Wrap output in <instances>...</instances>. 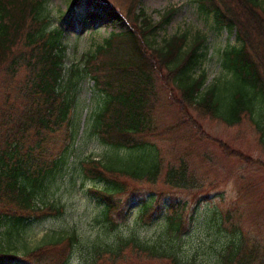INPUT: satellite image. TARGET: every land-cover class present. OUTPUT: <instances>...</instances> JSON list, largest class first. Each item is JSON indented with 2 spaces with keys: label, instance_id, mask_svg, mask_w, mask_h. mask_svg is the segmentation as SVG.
Masks as SVG:
<instances>
[{
  "label": "trees",
  "instance_id": "1",
  "mask_svg": "<svg viewBox=\"0 0 264 264\" xmlns=\"http://www.w3.org/2000/svg\"><path fill=\"white\" fill-rule=\"evenodd\" d=\"M45 2L0 0V264H28L26 258L36 257L44 245L68 243L83 244L90 264H105L107 260L117 264L128 255L189 264L175 250L187 223L183 206L168 208L154 241L145 242L134 235L111 236L123 214L120 199L127 191L118 176L155 183L160 175V161L149 145L156 134L152 117L155 76L171 93L179 91L176 99L185 122L190 123L186 121L190 119L187 107L228 127L246 119L264 148L262 1L197 0L201 14L212 16L217 29L234 30L240 41V46L222 51L220 66L228 76L206 87L204 73L195 77L204 56L200 52L203 39L196 37L187 45L186 35H174L158 46L153 38L156 26L143 12H136L140 0H130L125 16L114 10L101 16L98 0H89V8H83L85 0H72L63 22L77 12L79 22L97 23L105 16L120 22L123 16L130 24L127 31L110 33L94 53L84 58L82 73L92 80L98 95L96 109L84 117L78 110L75 84L65 77L62 30L49 28ZM173 12H166L163 19L166 21ZM191 125L198 129L196 124ZM87 129L116 152L106 162L89 160L83 167L88 181L102 184L90 191L99 205L94 218L97 232L85 240L74 232L50 237L29 255L18 257L11 244L20 230L32 222L62 215L61 207L44 203L41 198L65 165L66 153ZM55 138L63 144L58 151L51 149ZM220 147L228 157L237 156L225 145ZM118 150H126L123 157ZM243 159L249 161L248 157ZM165 179L168 185L178 188H185L190 181L184 165L177 170L169 168ZM151 210L150 206L141 207L136 222L149 218ZM246 243L237 234L236 242L221 255L219 264H262V252ZM59 256L52 264H66V259Z\"/></svg>",
  "mask_w": 264,
  "mask_h": 264
},
{
  "label": "rangeland",
  "instance_id": "2",
  "mask_svg": "<svg viewBox=\"0 0 264 264\" xmlns=\"http://www.w3.org/2000/svg\"><path fill=\"white\" fill-rule=\"evenodd\" d=\"M261 1L264 10V0ZM98 2L101 16L111 10L125 16L130 0ZM45 4L49 28L62 30V44L66 48L65 77L75 84L78 110L83 117L91 115L96 109L98 95L92 80L82 73L84 58L94 53L110 33L127 31L130 24L123 16L120 22L110 21L107 16L97 23L89 20L79 22L77 12L63 22L62 16L71 9L72 0H46ZM89 7V0H85L83 8ZM169 10L174 12L165 21L163 16ZM136 12H143L156 26L153 38L158 46L174 35H186L187 45L196 37L203 39L200 52L204 56L195 77L204 73V86L208 87L228 76L220 66L222 51L227 47L240 46V41L234 30L217 29L212 16L201 14L197 0H140ZM162 74L165 72L162 71ZM2 77L0 73V104L3 101ZM153 82L155 107L152 117L156 134L149 140L152 147L149 150L160 161V175L155 183L118 176L127 185V191L120 199L123 214L111 236L134 235L145 242L154 241L163 227L164 213L171 205H178L185 208L187 216L185 229L175 244L177 255L183 262L219 264L221 255L240 234L246 239L248 247L256 246L262 252L264 264V148L258 135L246 119L228 127L200 116L194 108H185L190 116L186 121L190 123L185 122L176 99L179 91L171 93L170 88H164L156 76ZM191 124H196L198 129L195 130ZM52 143L54 151L63 146L59 138ZM221 144L237 156L228 157ZM125 153L126 150L119 151L122 157ZM66 154L65 165L48 184L41 198L44 203L52 202L61 207L62 215L32 222L20 230L11 244L12 251L20 258L46 244L50 237L74 232L82 240L91 239L99 228L94 220L99 205L90 191L102 184L88 181L83 167L89 160L106 162L116 152L97 141L87 129ZM247 157L249 161H244L243 158ZM180 165H184L185 175L190 178L185 188L168 185L165 179L169 168L177 170ZM143 206L152 208L151 216L137 223V211ZM81 245H44L42 252L36 257L26 258V261L28 264H52L58 257L61 258V254L66 264H90L86 261L88 250ZM104 263L109 264L108 260ZM117 264L170 263L128 255Z\"/></svg>",
  "mask_w": 264,
  "mask_h": 264
}]
</instances>
